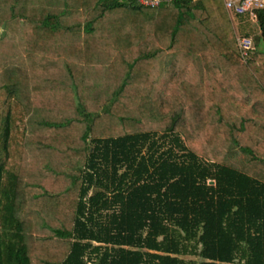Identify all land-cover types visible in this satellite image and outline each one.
Returning a JSON list of instances; mask_svg holds the SVG:
<instances>
[{
  "label": "trees",
  "instance_id": "1",
  "mask_svg": "<svg viewBox=\"0 0 264 264\" xmlns=\"http://www.w3.org/2000/svg\"><path fill=\"white\" fill-rule=\"evenodd\" d=\"M80 4L83 11L71 15L67 7L35 12L38 18L12 13L10 33L11 20L2 23L0 35L13 34L8 49L43 59L29 68L0 66V264H264V181L227 162L238 151L264 165V122L238 115L249 89L264 96V54L240 58L222 0ZM162 6L168 17L147 38L153 51L127 64L157 58L139 101L156 127L123 132L122 117L110 109L128 79L106 94L90 92L87 110L77 75L84 60L109 61L125 26L136 31L121 38L136 41L155 20L147 11ZM89 9L94 16L85 18ZM255 14L257 49L264 47V9ZM36 35L39 45L28 41ZM223 62H233L232 70ZM36 81L53 86L55 96L68 91L75 107L44 96ZM102 112L111 130L95 136ZM25 150L31 166L18 154ZM79 156L73 170L60 171Z\"/></svg>",
  "mask_w": 264,
  "mask_h": 264
},
{
  "label": "rangeland",
  "instance_id": "2",
  "mask_svg": "<svg viewBox=\"0 0 264 264\" xmlns=\"http://www.w3.org/2000/svg\"><path fill=\"white\" fill-rule=\"evenodd\" d=\"M80 2L81 0H74L73 7H70V6L67 7L69 15H71V13H74V12L83 11ZM7 3L5 5H7ZM5 5H3L4 8H2V5L0 4V31H3L2 23H4V21L6 20L8 21L11 20L10 17L12 13L18 17H22L23 15L26 16V14L31 15V17L33 16L35 18L39 17L38 16L39 13H35L37 11L27 10L26 9L27 6L24 4L12 5L10 8L8 7L9 5L8 6H5ZM165 7L166 6H162L158 9H152V10L147 11V13L152 18H155V20L153 21L150 20L151 21L150 24L145 21H144L145 23L143 22L144 25H142L143 26V29H142L143 32L141 33L142 35L138 34V38H136V41H134L133 43L121 38V37H125L126 35H128L127 32H129L130 29H131V32H129L130 35L134 34L136 31L134 28H131L132 26H130V28H128V26H125L123 28L125 31L121 32V36L119 37V39L116 40V42H113V44H111L112 52L110 53V57L108 58L109 61H103V63L98 64V63H94L91 61L85 62L84 60L82 62L84 74L82 75V72H80V75H77V78H79L78 93H80L81 95L84 94L83 96L86 99L85 108L87 110L93 109L92 104H91L92 100H91L90 92L94 93V92L104 91L102 94H106V90L108 91V89L109 90L117 89V87L121 83H123L126 79H128L129 85L128 87H126L127 89L125 88L124 92L117 98V100L113 102L112 104L113 106L110 109L112 110L111 111L112 113L122 117L123 119L122 122H123V127H124L123 132L133 133V132H137L143 129L154 130L156 127L155 122H153L152 120H150L144 115L140 107L139 101L142 98L141 96L142 90L149 92L150 85L149 83L145 82V78H148L150 76V70L153 69L155 65L154 61L157 58L153 60L139 62L136 65H134L130 70H129V67H127V64L131 63L132 60H135L137 57L141 56L142 54L151 53L153 51L154 46H152L150 42H147V38H150L153 35L152 31H156V30L161 31V27H162L161 22L166 20L168 17V15L165 16V14L169 10L165 9ZM56 8H59V9H53V10H47V11H51L54 13V11H58L61 9L60 7H56ZM89 10L90 11H88V15H86L85 18H90L94 16V9H89ZM40 12H44V11H40ZM107 18H110L111 20H113L115 17L110 12L107 14ZM161 18H165V19H161ZM16 20H20V18H17ZM109 23L110 22H108L107 24ZM10 24L11 25L8 26L7 33L13 32L15 29L13 27L14 22L12 20L10 21ZM103 24L104 23H102L101 25ZM12 35L13 34L4 35L3 32H2V35H0V44L2 45L4 49L3 53L0 52V66H2L3 68L6 64H10L11 61H15L22 66H27V68H29V65L31 63H35V64H38V62L40 63V60L43 59V55L40 54L39 52L37 51L34 52L31 50L25 51L22 48H18V46H17L18 48L17 50H15L16 48L14 47L11 48L13 44L11 43ZM17 36L14 38L15 39L14 43L18 42L21 37L20 35H17ZM237 36L239 35L237 34ZM40 39H41V36L36 35L34 37H29L28 41L31 43L36 41L37 44L39 45ZM9 41H10L11 46L8 49ZM110 41H113V40H110ZM12 49H14V52L11 54L10 51H12ZM256 50L259 53L264 54V47L261 42L258 44ZM3 54H5L7 57L3 56ZM31 56L36 57V59L34 60L37 63L34 60L30 59ZM68 62H71V61H68ZM76 63H77V60L73 62V64H76ZM222 66H223V70L224 69L232 70L233 62H229V65L223 62ZM45 84L46 83H44L43 81L42 82L36 81L34 84V87L38 89L39 92L47 91L48 92L47 96L50 95V97L56 98L57 100H59V102L64 101L66 103V107L68 106L69 109L70 107L71 108L75 107L74 98L70 96L68 91H63L61 94H58L57 96H55V94H53V91H52L54 89L53 86H49V85L46 86ZM233 90H235L234 87H232L231 91ZM238 92H241V90ZM247 94L248 96L250 95L251 96L250 97L247 96L245 98V100L243 101L244 107L242 110V114L238 112V115H244V116L252 115L253 113L251 112V108H250L251 103L252 101L257 103V101H259L258 99H260V96H261L258 94V91L256 93L247 91ZM43 95L45 96L44 93ZM115 115L112 116V118L118 119L117 116ZM95 119L96 121L94 124V130L96 132L94 133V135L95 136H105L107 134V129L111 130L110 128L111 120H109L110 118H108L105 115V113L102 112L101 114L95 115ZM113 132L117 133L115 132V130ZM29 135L30 134L23 135V138L27 139ZM18 154H26L27 156V159L25 158L26 166L28 165L31 166V164L34 163L33 154H31L29 150H25V152L23 151V153L22 151H18ZM30 157H32L31 163H30ZM81 157L82 156L73 157L69 159L67 162H65L62 165V168L60 171L67 172V171L73 170V168L79 162L78 160ZM247 158H248L247 156L237 151L235 154V157L233 159L232 158L227 159V162L233 164L237 168L242 169L244 172H248L249 174L264 181V165H261L259 163L256 164L254 162H247ZM41 167L42 166L39 165L40 169ZM55 179L56 178L54 177L50 178V180L52 181H55Z\"/></svg>",
  "mask_w": 264,
  "mask_h": 264
},
{
  "label": "crops",
  "instance_id": "3",
  "mask_svg": "<svg viewBox=\"0 0 264 264\" xmlns=\"http://www.w3.org/2000/svg\"><path fill=\"white\" fill-rule=\"evenodd\" d=\"M224 1L225 0H222L223 5H224ZM6 3L7 5H5ZM0 4L2 5V8H4L3 5L5 6L9 5L8 7L10 8L12 5L24 4L27 6L26 8L27 10H30V11L33 10V11L39 12V11L59 9L56 7H60L61 9L63 7L65 8L68 6L73 7L74 0H0ZM227 15H228V19L230 20L231 27L234 30V33L236 35V38L247 37L251 40V42H253L254 37L258 36L259 34V30L256 24V19H250L248 17V20H245L246 16L238 17V16H232L229 14ZM237 34L239 36H237ZM252 47H253V43H252ZM252 52L259 53L254 47H253ZM244 79L247 80V84L250 87V85H252L253 83L251 82V79H249L248 77H245ZM251 90L249 89V92ZM258 100L259 101H257V103L252 101L251 106H250V107L253 106L255 108V112H252L253 113L252 115H246V116L249 118L250 121H256V122L261 123V122H264V96H260V99ZM247 117L244 118V120H246Z\"/></svg>",
  "mask_w": 264,
  "mask_h": 264
},
{
  "label": "built area",
  "instance_id": "4",
  "mask_svg": "<svg viewBox=\"0 0 264 264\" xmlns=\"http://www.w3.org/2000/svg\"><path fill=\"white\" fill-rule=\"evenodd\" d=\"M175 0H135V2L146 8H156L160 5H167ZM224 8L229 15L245 16L250 19H256V10L264 9V0H225ZM237 49L240 58L246 61L250 58L253 51L252 42L249 38L238 37Z\"/></svg>",
  "mask_w": 264,
  "mask_h": 264
},
{
  "label": "water",
  "instance_id": "5",
  "mask_svg": "<svg viewBox=\"0 0 264 264\" xmlns=\"http://www.w3.org/2000/svg\"><path fill=\"white\" fill-rule=\"evenodd\" d=\"M209 184H213V182H209Z\"/></svg>",
  "mask_w": 264,
  "mask_h": 264
},
{
  "label": "bare ground",
  "instance_id": "6",
  "mask_svg": "<svg viewBox=\"0 0 264 264\" xmlns=\"http://www.w3.org/2000/svg\"><path fill=\"white\" fill-rule=\"evenodd\" d=\"M263 129V128H262Z\"/></svg>",
  "mask_w": 264,
  "mask_h": 264
}]
</instances>
